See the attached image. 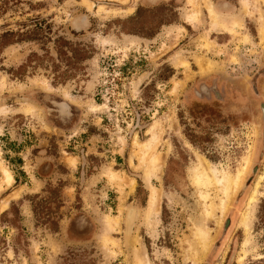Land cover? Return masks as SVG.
<instances>
[{
	"label": "rangeland",
	"instance_id": "obj_1",
	"mask_svg": "<svg viewBox=\"0 0 264 264\" xmlns=\"http://www.w3.org/2000/svg\"><path fill=\"white\" fill-rule=\"evenodd\" d=\"M87 1L0 0V264H264V0H209L231 32L204 0ZM204 160L246 169L223 217L222 186L204 201L191 178Z\"/></svg>",
	"mask_w": 264,
	"mask_h": 264
},
{
	"label": "bare ground",
	"instance_id": "obj_2",
	"mask_svg": "<svg viewBox=\"0 0 264 264\" xmlns=\"http://www.w3.org/2000/svg\"><path fill=\"white\" fill-rule=\"evenodd\" d=\"M200 1V0H199ZM87 6L89 8L92 7V4L89 3L87 0H85ZM205 4H206V7L207 9L209 10V14H210V17H211V30L215 31V30H220L221 28H224L227 29L226 31L228 32H231V31H235L237 29H231V27H233L232 25L235 23L234 20H230V19H225L224 16H220L218 15L212 5L210 4V1L209 0H204ZM196 5L195 2H191V5ZM192 7V6H191ZM190 7V8H191ZM193 9V8H192ZM191 14V13H190ZM189 14V15H190ZM199 15V11H195L193 12V15H191V19L192 20H197L198 19V16ZM190 18V16H188ZM192 22V21H191ZM240 23V22H239ZM231 25V26H230ZM240 26V25H239ZM240 29V28H239ZM202 64V63H201ZM209 67V65H207ZM94 109H97V108H100V106H96V107H93ZM152 131V130H151ZM155 137V136H154ZM156 140V139H155ZM151 141V140H150ZM154 142V141H152ZM152 142H145V143H140V145L143 147V148H147L151 145ZM137 143V142H136ZM154 144V143H153ZM138 145V144H137ZM153 147V146H152ZM150 149V147H149ZM150 151V150H149ZM147 152V159L149 157V161H150V165H149V169H148V176H150L151 174H153L154 172L157 173L159 171H161V169L163 168L164 166V162H162L163 158L165 157H162V159L158 156L160 154L158 153H155V151H150V152ZM145 159V158H144ZM142 160V158H141ZM143 164H147V160H146V163H143ZM144 167V166H143ZM142 167V168H143ZM194 169V168H193ZM2 170V169H1ZM147 170V169H146ZM245 170L246 169H243L242 171L240 170L236 176L234 177H231L230 175L228 174H225L222 178H219L216 174V172L213 170L212 166L209 164L208 161H203L201 164H199L193 171L192 175H191V178L193 180V183L195 185H197L198 187H200L202 189L203 188H206L208 191H206L207 193H204V192H201V197L204 199V201L206 200H209L212 202V198L210 197V195L208 194L209 190L214 186V185H220L222 186L221 190L223 191V194L225 196V198H223L220 203V209L217 210L220 212V216L223 217L224 213H225V210L227 209V205H228V202L230 201V198L237 192V190L239 189V187L241 186L242 182H243V179H244V175H245ZM4 172V176H5V179H6V184L10 185L14 179L11 175V173L7 170H3ZM146 174V173H145ZM152 180V179H151ZM4 181V179H3ZM127 184V183H126ZM9 187V186H8ZM6 188V187H5ZM2 189V187L0 186V190ZM160 191H158L155 187H151V194H150V199H149V203H148V206H147V209L145 211V219L146 220H149L151 216H154L156 215L159 211V197L161 196ZM161 201V200H160ZM208 203V202H207ZM215 207H217V204L216 206H214L213 203H211L210 207H208V209H206V213H207V216H212L215 215L214 213H216V209ZM229 207V206H228ZM5 208V206L2 208V210ZM218 209V208H217ZM218 213V212H217ZM216 213V214H217ZM219 215V214H218ZM217 215V216H218ZM135 216H136V208L134 207H130L127 211V215H126V234L129 233L130 229H131V226L133 225V221L135 219ZM216 216V218H217ZM219 216V217H220ZM245 216H246V213H245ZM156 217V216H155ZM218 217V219H219ZM247 217V216H246ZM249 217V216H248ZM122 218V217H121ZM211 218V217H210ZM103 219V218H102ZM157 219V218H155ZM244 219V218H243ZM248 219V218H246ZM105 220V219H104ZM103 220V221H104ZM154 220V219H153ZM124 221V219H123ZM152 221V220H151ZM156 221V220H155ZM218 221V220H217ZM148 222V221H147ZM246 222V221H245ZM108 223V222H107ZM107 233L110 231V226L109 224L107 225ZM149 226V225H147ZM106 227V226H105ZM205 227H197V233H196V237L197 238H200L199 241L195 242L194 245H192V250L195 251L196 253L197 252V245L199 244H203L202 247L203 248H206L207 247V242L209 241V238L210 236H208V232L206 233L205 231ZM210 230V229H209ZM211 231V230H210ZM106 240V239H105ZM107 242V240H106ZM115 245V244H114ZM202 248V249H203ZM207 249V248H206ZM134 255H136V259L139 261V252L138 251H135Z\"/></svg>",
	"mask_w": 264,
	"mask_h": 264
},
{
	"label": "flooded vegetation",
	"instance_id": "obj_3",
	"mask_svg": "<svg viewBox=\"0 0 264 264\" xmlns=\"http://www.w3.org/2000/svg\"><path fill=\"white\" fill-rule=\"evenodd\" d=\"M89 21L87 20V18L83 15H79L76 16L72 23H71V28L74 32H83L85 29H87L89 23ZM7 36L11 35L12 33H5ZM16 43V42H15ZM256 89V88H255ZM213 91H215V95L220 97L221 94L218 92L217 88H215V90H212L211 93H213ZM210 92V91H209ZM54 111H56V116L59 117L62 116L65 120H67L68 118L71 117L72 115V106L68 103V102H55L54 103ZM262 114H263V122H264V105L262 104ZM61 125H63L61 123ZM83 223L85 224V220L83 218L78 219L77 221H75V225L72 227L71 233L73 232L74 234H76L75 232L79 233L84 229Z\"/></svg>",
	"mask_w": 264,
	"mask_h": 264
}]
</instances>
